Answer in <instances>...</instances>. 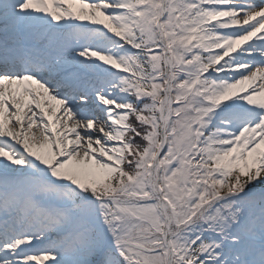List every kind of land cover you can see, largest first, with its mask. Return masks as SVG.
<instances>
[{"label":"rangeland","instance_id":"obj_1","mask_svg":"<svg viewBox=\"0 0 264 264\" xmlns=\"http://www.w3.org/2000/svg\"><path fill=\"white\" fill-rule=\"evenodd\" d=\"M167 5L171 27L164 45L170 52L150 57L141 48V34L148 36L155 26L163 0H0L2 29L17 30L21 22L26 32H41L42 39L52 28L50 43L65 34L67 51L53 63L52 74L66 72L63 77L74 86L93 74L107 75L95 79L105 90L85 84L83 93L71 91L66 98L49 89L50 113L58 114L51 123L61 148L38 103L29 105V122H5L6 114L16 111L1 100L0 195L10 196L6 202L0 197V217H12L20 199L27 202L21 218L13 220V236L0 247V264H169L168 247L177 255L174 264L264 260L258 259L264 250V186L237 196L223 177L233 163L241 169L238 174L264 178V1L170 0ZM76 24L94 29L68 32ZM252 38L255 43L240 47ZM233 49L237 56H231ZM221 58L226 59L215 66ZM205 70H211L207 76ZM191 87L195 91L187 96ZM134 97H147L139 102L147 122L142 112L134 113L140 124L128 143ZM173 98L189 101L174 104ZM58 101L62 104L54 108ZM100 108L115 122L107 130L91 125ZM8 136L17 137L19 147ZM163 144L165 154L158 158ZM213 163L219 172L196 184L195 169ZM90 187L120 197L119 204L93 203L85 195ZM161 193L170 201H160ZM256 194L259 201L235 204L221 220L214 217L228 199ZM219 196L223 205L211 211ZM193 211L205 217L202 223L195 215L185 221ZM120 227L114 238V228ZM217 233L225 240L213 236ZM197 255L198 262L190 260Z\"/></svg>","mask_w":264,"mask_h":264},{"label":"bare ground","instance_id":"obj_2","mask_svg":"<svg viewBox=\"0 0 264 264\" xmlns=\"http://www.w3.org/2000/svg\"><path fill=\"white\" fill-rule=\"evenodd\" d=\"M2 81H5V80L0 79V104H1V100H7V102L9 101L8 104H11V106H15V111H16V113L14 112L7 113L4 118L5 122H8V119H18L20 122H29L28 121L30 119L29 105L33 106L34 104V99L32 97L33 92L38 93L36 101L46 106L47 111H48L47 114L50 120L52 122L57 121L58 114H55V117H54L52 113H50V110H49V104L51 103L49 88L44 87L43 85L39 83H36V81H34L33 83L34 85L33 89L29 85H27L25 82H22L19 85V83H17L15 80H6L7 82L1 83ZM55 85L56 87L53 88V91L59 93L60 91L58 90L60 88L59 82L56 81ZM75 92H77V90H75ZM61 104L62 103L58 101L57 105L54 106V108L59 107ZM3 112H4V107H2V109L0 110V117L4 115ZM65 115H63L61 119V122L63 123L67 122V119H65ZM104 115L108 116L109 114L106 110L100 108L98 110L96 119L94 120V122H91V125L94 128L106 129V130L109 126L113 127L115 125V122L112 119L106 120L104 118ZM51 116L53 118H51ZM5 157L6 159H9V156H5ZM261 264H264V262H262Z\"/></svg>","mask_w":264,"mask_h":264},{"label":"trees","instance_id":"obj_3","mask_svg":"<svg viewBox=\"0 0 264 264\" xmlns=\"http://www.w3.org/2000/svg\"><path fill=\"white\" fill-rule=\"evenodd\" d=\"M231 179H233V177H231Z\"/></svg>","mask_w":264,"mask_h":264}]
</instances>
